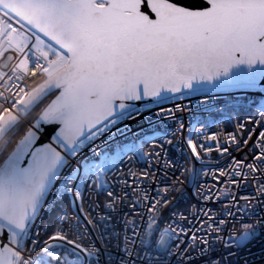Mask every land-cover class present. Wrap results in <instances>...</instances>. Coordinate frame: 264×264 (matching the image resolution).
Returning <instances> with one entry per match:
<instances>
[{
  "label": "snow or ice",
  "instance_id": "1",
  "mask_svg": "<svg viewBox=\"0 0 264 264\" xmlns=\"http://www.w3.org/2000/svg\"><path fill=\"white\" fill-rule=\"evenodd\" d=\"M0 11V56L8 49L23 53L10 75L0 72V235L5 229L8 233V242L0 241V264H100L104 253L80 215H58L43 241L30 228L46 203L65 195L83 201L85 189L106 193L105 208L113 211L126 199L127 193L117 196L110 190L112 174L126 157L148 154L137 139L117 141L110 132L130 117L125 101L209 86L264 97V0H0ZM29 73L31 85L25 81ZM13 80L25 81L24 86L9 84ZM53 89L58 95L44 104ZM259 111L264 120V105ZM45 136L49 141L41 143ZM187 143L200 159L204 146L198 151L190 138ZM260 150L254 160L264 164V144ZM247 167L253 173L260 170L254 164ZM121 183L129 187L126 180ZM181 184L177 176L146 212L136 213L140 224L126 218L132 235L121 241L119 264H129L133 255L163 264L174 254L170 241L177 239V230L171 224L161 228V209L171 202L170 192L182 193ZM258 191L264 193V184ZM148 199L143 193V200ZM140 200L138 194L136 202ZM84 219L104 237L100 230L110 217ZM225 223L209 228L218 233ZM241 227L230 240L217 237L226 250L257 239L264 217ZM210 264H223V258Z\"/></svg>",
  "mask_w": 264,
  "mask_h": 264
},
{
  "label": "built area",
  "instance_id": "2",
  "mask_svg": "<svg viewBox=\"0 0 264 264\" xmlns=\"http://www.w3.org/2000/svg\"><path fill=\"white\" fill-rule=\"evenodd\" d=\"M0 18H4L3 11H0ZM15 26L19 27L18 24ZM0 51L3 49L0 48ZM8 56L13 59L8 60ZM22 58L23 53L17 54L8 49L0 56V72L10 75L11 68ZM33 66L29 64L30 68ZM25 81L33 84L31 73L25 77ZM25 81L13 80L9 84L24 86ZM0 91H3L2 87ZM260 105H264V97L258 98L239 90L207 88L132 107L129 118L110 127L117 141L137 139L143 145V152L148 154L126 157L116 173L112 174L110 190L117 196L127 193L126 199L113 211L105 208L106 193L97 195L85 189L83 201H75L72 196L65 195L54 204L46 203L42 207L30 228L32 236L38 235L41 241L47 239L44 235L52 225L51 214L61 205L56 217L65 211L81 216L84 226L89 229L90 239L104 253L100 264H108L109 261L119 264L124 255L119 250L123 247L121 241L126 234L132 235V228L125 227L126 218L140 224V217L136 213L146 212L157 193L163 195L162 190L171 186L179 176L183 181L179 185L182 193L177 195L170 192L168 199L171 202L161 209V228L171 224L177 230V239L170 241L174 254L166 256L163 264H210L211 260L222 258L223 264H264V229L257 239L243 248L233 246L226 250L217 240L218 236L230 240L231 235H239L243 230V223H255L258 217H264V193L258 191V186L264 184V164L254 160V156L262 155L260 145L264 144V138L260 137V133L264 132ZM105 137H109V133H105ZM105 137H101V140ZM189 138L198 151L201 145L204 146L200 159L192 155L187 143ZM101 140H97L96 144L106 146L101 145ZM91 147L89 144L83 155H90ZM248 164H254L260 170L253 173ZM130 171L136 175H129ZM143 173H147V176ZM125 180L129 187L121 183ZM133 189L136 191L133 192ZM55 191L53 188L48 196L49 201ZM143 193H147L148 201L143 200ZM138 194L141 200L136 202ZM81 207L85 213L79 212ZM85 215L94 220L110 217L106 229L100 230L105 233L103 238H100L99 231H93L92 226L87 224ZM220 220L226 221L221 231H212ZM205 240L209 241L210 248L204 243ZM203 248L209 250L201 253ZM229 251L236 255L229 257ZM141 255H144L143 252ZM129 264L148 262L146 258L142 260L133 255Z\"/></svg>",
  "mask_w": 264,
  "mask_h": 264
},
{
  "label": "water",
  "instance_id": "3",
  "mask_svg": "<svg viewBox=\"0 0 264 264\" xmlns=\"http://www.w3.org/2000/svg\"><path fill=\"white\" fill-rule=\"evenodd\" d=\"M45 39H46V38H45ZM52 43H54V42H52ZM57 47H58V46H57ZM207 88H211V87L209 86V87L200 88V89H197V90L207 89ZM186 91H193V90L182 89V92H186ZM182 92H181V93H182ZM53 94H54V95H53ZM176 94H179V93L166 92V93H162L161 96H159V97H147V98H144V99H142V100H131V101H125V103L129 104V105L131 106V108H132V107H134V106H137V105H140V104H143V103H146V102H153V101L161 100V99H164V98H167V97H170V96L176 95ZM51 95H53V96L50 97ZM56 95H58V91L55 90V89H53L52 92H51V93L48 95V97H47V98L50 97V99L48 100L47 103H49L51 100L55 99V96H56ZM47 98H46V99H47ZM47 103H46V104H47ZM51 131H52V129L50 128V129H49V132H51ZM49 139H50L49 136H45V137L42 139L41 143H46V142L49 141ZM37 146H39V145H37ZM7 235H8V233H7V230L5 229V230L3 231V234L0 235V241H2V242H4V243H7V242H8V240H7Z\"/></svg>",
  "mask_w": 264,
  "mask_h": 264
},
{
  "label": "trees",
  "instance_id": "4",
  "mask_svg": "<svg viewBox=\"0 0 264 264\" xmlns=\"http://www.w3.org/2000/svg\"><path fill=\"white\" fill-rule=\"evenodd\" d=\"M53 95H54V94H53ZM53 95H51L50 97H52ZM50 97L47 98V99H45L44 104H46V103L48 102V100L50 99ZM42 106H43V105H42ZM21 134H22V133H21ZM16 139H19V136L14 137V139H13V145H12V146H14V144H15V140H16ZM12 146L9 147V151H11V147H12ZM0 160H2V158H0ZM61 207H62L61 205L58 206V207L55 209V211L51 214L50 220H51V222H52V225H51L50 229L48 230L47 234L44 235V237H47V235L50 234V233L52 232V230L54 229L55 217H56V214H57V213L59 212V210L61 209ZM257 264H261V263H257Z\"/></svg>",
  "mask_w": 264,
  "mask_h": 264
}]
</instances>
